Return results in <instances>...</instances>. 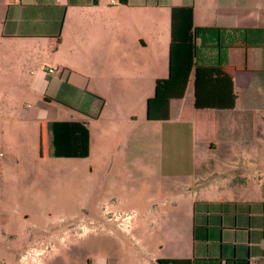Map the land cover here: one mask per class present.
Listing matches in <instances>:
<instances>
[{
	"label": "crops",
	"instance_id": "0c3cea01",
	"mask_svg": "<svg viewBox=\"0 0 264 264\" xmlns=\"http://www.w3.org/2000/svg\"><path fill=\"white\" fill-rule=\"evenodd\" d=\"M186 6L194 27L264 30V0H0V69L15 68L21 78L23 68L34 67L27 89L46 101L48 92L79 94L74 110L81 116L64 121L84 122L89 146L90 122L105 100L137 99L140 105L154 81L166 78L169 9ZM55 69L61 73L54 75ZM221 69L232 80V109H194L191 72L182 98L169 105V119L153 122V139L137 136L127 145L128 175L138 170L130 162L149 148L160 182L154 194L168 195L143 200L147 212L164 206L170 212L149 226L143 215L132 222L125 212L103 210L102 231L118 250L109 255L151 264H264L263 185L253 183L259 175L256 116L264 113V44L228 49ZM54 121L44 119V131ZM216 147L218 158L207 160V148ZM43 250L30 240L16 264H30Z\"/></svg>",
	"mask_w": 264,
	"mask_h": 264
},
{
	"label": "rangeland",
	"instance_id": "374dc122",
	"mask_svg": "<svg viewBox=\"0 0 264 264\" xmlns=\"http://www.w3.org/2000/svg\"><path fill=\"white\" fill-rule=\"evenodd\" d=\"M22 71L19 78L15 68L0 69V264H16L17 255L30 240L36 241L37 248L44 247L30 264H151L147 259L138 263L109 255L118 252L114 249L117 244L102 231L103 210L109 215L125 212L132 222L138 214L143 215L149 226L153 218L160 220L170 212L165 206L147 212L143 204L146 198L168 196L154 194L160 182L153 175L149 148L141 160L134 165L130 162L131 168L138 170H131V177L127 172V145L137 136L148 142L154 137L156 123L145 121V103L105 100L99 118L90 122L87 157H47L43 120L79 119L81 115L74 110L79 94L55 96L48 92L46 101L34 88L27 89L28 73L34 67ZM60 73L55 69L53 74ZM8 116L13 121L3 123L1 119ZM263 118L264 113L256 116L254 139L259 141L255 147L259 156L254 165L259 175L253 183L262 182L264 199ZM216 150L219 148H207L204 157L215 161Z\"/></svg>",
	"mask_w": 264,
	"mask_h": 264
},
{
	"label": "trees",
	"instance_id": "16d2710c",
	"mask_svg": "<svg viewBox=\"0 0 264 264\" xmlns=\"http://www.w3.org/2000/svg\"><path fill=\"white\" fill-rule=\"evenodd\" d=\"M125 3V0H119ZM167 76L153 84L152 95L145 100V120L169 119V105L182 98L192 72L193 107L196 110L228 111L235 101L231 77L222 71L228 49L236 45L260 48L262 29H211L194 27L192 8L171 7L168 15ZM199 44L196 45V40ZM48 156L82 159L88 155V129L84 122L54 121L45 125ZM40 154V153H39ZM155 264H181L157 261Z\"/></svg>",
	"mask_w": 264,
	"mask_h": 264
},
{
	"label": "built area",
	"instance_id": "2783aa9c",
	"mask_svg": "<svg viewBox=\"0 0 264 264\" xmlns=\"http://www.w3.org/2000/svg\"><path fill=\"white\" fill-rule=\"evenodd\" d=\"M111 3H113V2H111ZM47 72H48V73H51V71H50V70H48Z\"/></svg>",
	"mask_w": 264,
	"mask_h": 264
}]
</instances>
